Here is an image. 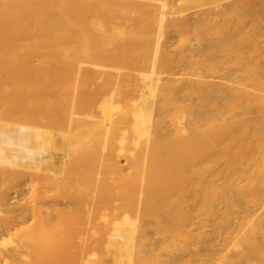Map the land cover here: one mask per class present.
<instances>
[{"label":"bare ground","instance_id":"obj_1","mask_svg":"<svg viewBox=\"0 0 264 264\" xmlns=\"http://www.w3.org/2000/svg\"><path fill=\"white\" fill-rule=\"evenodd\" d=\"M183 12L181 0H0V237L13 238L9 244L0 243V264H68L69 260L79 264L76 248L70 246L88 235L89 226L82 227L78 217L87 210L86 220L93 221L109 193L78 194L77 181L96 168L82 166L86 158L79 148L66 152L58 143L57 138L69 140L66 133L54 137L44 127L62 129L70 97H93L106 86L105 101L112 106L121 100L125 111L96 120L91 132L104 136L107 143L122 124L138 134L129 143L139 151L128 153L126 167L106 145L98 169L137 186L130 187L134 204L123 218L128 222L133 213L131 224L146 221L139 229V264H168L151 250L149 221L158 234L172 239L182 255H190L191 262L193 255L203 260L190 248L195 239L192 227L183 230L182 225H207L194 220L185 202L195 200L197 187L204 186L197 163L210 155L222 130L212 133L215 123H202L201 105L194 101L199 87L213 82L185 71L179 61H167L168 48L161 45L166 33L179 30L186 35L176 49L180 58L195 54L197 46L188 42L193 25ZM212 13L206 9L204 14ZM220 13L222 9L216 12ZM249 74L247 83H223L239 101L256 104V98L262 101L256 95V67ZM169 105L173 129L166 124ZM235 110L233 106L231 111ZM183 114L186 119L181 121ZM236 125L242 163L250 154L246 157L250 182L238 188L257 179L262 191L256 193V201L261 207L264 168L252 155L256 120L242 117ZM75 135L78 143L79 134ZM19 182L23 190H32L23 201L12 200L9 193ZM245 219L234 217L237 227L231 228V236L213 248L216 264H264V213L246 229ZM109 236L117 249L128 248L131 235L124 229L115 228Z\"/></svg>","mask_w":264,"mask_h":264},{"label":"rangeland","instance_id":"obj_2","mask_svg":"<svg viewBox=\"0 0 264 264\" xmlns=\"http://www.w3.org/2000/svg\"><path fill=\"white\" fill-rule=\"evenodd\" d=\"M181 5L184 15L193 25L188 42L197 46L196 52L184 54V57L180 58L181 55L176 49L184 42L186 35L179 30L166 33L161 45L168 48L167 61L174 63L179 61L185 71L200 74L201 78L213 82L209 86L201 85L197 91L198 98L194 101L201 105L198 118L202 123H215L216 128L211 132L219 133V130L222 132L219 143L212 149L210 155L197 163V169L205 180L204 186L197 187L195 200L192 199L191 203L185 202L186 208L193 211L194 220L207 225L191 226L188 222L182 225L183 230L192 227L195 239L190 243V248L194 254L202 255L203 260L193 255L195 260L191 262L190 255H182V251L173 245L172 239H165L158 234L149 221L150 235L153 238L151 250L154 255H162L168 260V264H216L213 260L216 250L213 248L220 247L219 243L224 242L231 234V228L237 227L233 218L237 215L244 216L246 229L249 223L256 222V218L264 213V206L260 207L256 201V193L262 191L257 179L256 183H250L245 189L238 188V184L250 182L247 177L250 174V167L246 162V157L250 154L246 155L245 163H242L236 125L238 118L250 117L256 120V140H253L256 145L252 155L264 168V138L260 137L264 134V0H193L191 3L181 0ZM206 9L213 12L209 17L204 14ZM220 9L222 13L217 15L216 12ZM255 67L256 95L260 96L262 101L257 98L256 104L248 103L246 100L239 101L223 81L247 83L249 69ZM106 89L93 97H70L64 113L66 122L62 129L52 124L44 128L54 137L56 135L61 137L62 132L66 133L69 140L61 142L57 138L58 143L66 152L79 148L86 158L82 166L90 165L96 168L91 176H82L77 181L78 194L88 197L102 191L109 193L108 201L99 205V216L93 221L86 220L87 210H82L78 217L82 227L89 226L88 235L70 246L71 249L73 246L76 248L75 252L80 258L79 264H139L141 246L139 229L146 221L137 220L135 224H131V220L135 221L133 213H130V221L126 222L123 218V212L134 204L130 187L137 186L131 185L128 180L121 181L116 173L105 175L98 169L101 168L102 155L107 147L114 156L120 155V165L126 167L128 153L132 152L131 150L135 153L139 151L138 146L129 143L130 139L138 134L127 124L120 125L108 143L101 134H92L91 129L96 120H103L110 114L118 115L125 111L123 101H116L112 106L105 101L103 94ZM233 106H236L234 112L231 111ZM171 112L172 105H169L166 124L173 129L175 124ZM185 115L180 117L181 121L186 119ZM76 133L80 138L78 143L73 140ZM122 137L123 142L119 140ZM144 138L145 135H142L141 139ZM106 145L108 146L105 148ZM51 150L55 152V147L52 146ZM98 180L101 182L97 183ZM24 188L22 182H19L15 189L10 188L12 200H25L32 190L28 191V188L23 190ZM118 227L131 235L127 249H117L114 240L109 236L110 232ZM12 241L13 238L8 235L0 237L1 244H9ZM179 242L182 243L178 241L177 244ZM258 259L259 255L256 253V263ZM68 264L78 263L69 260Z\"/></svg>","mask_w":264,"mask_h":264}]
</instances>
